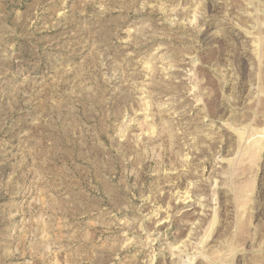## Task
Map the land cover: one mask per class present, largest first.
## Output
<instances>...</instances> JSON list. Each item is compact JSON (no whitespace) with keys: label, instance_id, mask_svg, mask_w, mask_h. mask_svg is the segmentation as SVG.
<instances>
[{"label":"rangeland","instance_id":"374dc122","mask_svg":"<svg viewBox=\"0 0 264 264\" xmlns=\"http://www.w3.org/2000/svg\"><path fill=\"white\" fill-rule=\"evenodd\" d=\"M0 264H264V0H0Z\"/></svg>","mask_w":264,"mask_h":264}]
</instances>
